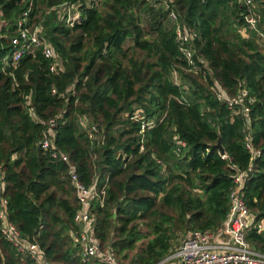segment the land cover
<instances>
[{"label": "trees", "instance_id": "16d2710c", "mask_svg": "<svg viewBox=\"0 0 264 264\" xmlns=\"http://www.w3.org/2000/svg\"><path fill=\"white\" fill-rule=\"evenodd\" d=\"M21 1L0 0L2 198L20 237L52 264H100L81 260L67 165L39 148L53 120L54 145L79 181L104 187L103 205L91 203L94 237L122 264H159L188 233L222 227L238 172H248L241 195L255 217L246 241L264 255V227L257 231L264 223V44L243 22L237 0H171L167 10L153 8L155 0H100L93 9L86 0H31L29 23L42 28L57 73L39 50L4 65L28 7ZM254 1L264 32V0ZM64 4L78 6L79 24L52 11ZM177 24L196 34L193 60L205 77L188 72ZM215 86L227 98L243 90L247 97L230 110ZM136 114L155 126L141 134ZM81 117L97 126L92 140ZM0 264L36 263L0 236Z\"/></svg>", "mask_w": 264, "mask_h": 264}, {"label": "built area", "instance_id": "2783aa9c", "mask_svg": "<svg viewBox=\"0 0 264 264\" xmlns=\"http://www.w3.org/2000/svg\"><path fill=\"white\" fill-rule=\"evenodd\" d=\"M170 1L155 0L151 3V6L153 8L162 6L167 10ZM21 2H24V0ZM26 2L28 7L15 22L14 27L17 35L10 40V51L3 59V63L4 65L14 66L23 56L34 54V52L39 50L43 58L50 62L49 72L57 73L59 63L56 55L53 49L42 38V28L39 25L33 26L29 23L28 18L32 9V2L31 0H26ZM99 2L100 0H86L83 6L87 9H93L98 6ZM237 4L241 8L240 17L243 19L245 25L255 34L258 42L264 44V32L259 28L258 18L255 13V1L237 0ZM52 11L58 16L63 11L62 16L69 26L80 23V18L77 13L74 17L71 16L73 11H78V6L76 5L64 4L53 8ZM168 17L170 21L177 23V16L174 11H170ZM174 33L178 52L186 63L188 72H199L200 70L193 60L191 48L193 40L197 37L196 34L185 31L178 24L175 27ZM201 74L203 77L206 75L204 71ZM211 90L214 91L219 101L226 103L230 110L241 106L242 100L247 97L244 90L233 98H227L225 93L216 86ZM241 112L247 115L248 109L243 108ZM29 114L35 120L32 109H29ZM133 119L142 122L140 127L141 134L145 130L155 126L154 122H143L140 114H136ZM78 123L82 128H87L89 139L92 140L98 133L96 125L88 127L89 121L87 118H79ZM47 126V130L42 134V139L39 142V148L51 160L60 161L67 165L68 176L74 188L78 205L73 222L79 229L77 242L80 246L81 260L83 262L96 260L100 264H122L109 250L103 251L94 237V219L91 213V203L98 201L100 206L103 205L105 195L104 187L100 189L96 185L86 187L79 181L75 168L69 163L67 156L61 154L54 145V128L56 122L52 120ZM246 149L253 159L257 153L252 149L248 140ZM247 177L248 172H238L233 178V186L229 194V210L222 227L214 233H188L183 238L178 249L160 264H264V255L255 252L246 241V231L249 229L247 228V220L251 213L242 198L241 191ZM2 178L3 176L0 172V236L11 244L19 255L29 257L36 264H52L44 259V254L37 245L31 244L21 238L15 226L7 220V201L2 198L4 187ZM263 227L262 224L257 226L258 233L262 231ZM224 234L229 236V243L220 244L212 242V239L220 238Z\"/></svg>", "mask_w": 264, "mask_h": 264}, {"label": "crops", "instance_id": "0c3cea01", "mask_svg": "<svg viewBox=\"0 0 264 264\" xmlns=\"http://www.w3.org/2000/svg\"><path fill=\"white\" fill-rule=\"evenodd\" d=\"M264 224V223H263ZM262 224V225H263ZM264 226V225H263ZM212 242L213 243H220V244H226V243H229L230 242V238H229V236H227V235H222L220 238H215V239H212ZM164 261V260H163ZM162 261V262H163ZM162 262H160V263H162ZM159 263V264H160Z\"/></svg>", "mask_w": 264, "mask_h": 264}, {"label": "water", "instance_id": "95a60500", "mask_svg": "<svg viewBox=\"0 0 264 264\" xmlns=\"http://www.w3.org/2000/svg\"><path fill=\"white\" fill-rule=\"evenodd\" d=\"M216 148L219 150L220 154L223 156L224 152L222 148L220 147L219 143L216 145ZM254 221H255V217L251 214L247 220V228H250L253 225Z\"/></svg>", "mask_w": 264, "mask_h": 264}, {"label": "rangeland", "instance_id": "374dc122", "mask_svg": "<svg viewBox=\"0 0 264 264\" xmlns=\"http://www.w3.org/2000/svg\"><path fill=\"white\" fill-rule=\"evenodd\" d=\"M62 13H63V11L60 12V15H59L60 17H63V16H62ZM76 13H77V12L73 11V12L71 13V16L74 17V16L76 15ZM166 25H167L168 27H171L170 22L167 23ZM128 46H130V42H129V41L125 44V48L128 47ZM175 247H177V245H176Z\"/></svg>", "mask_w": 264, "mask_h": 264}]
</instances>
